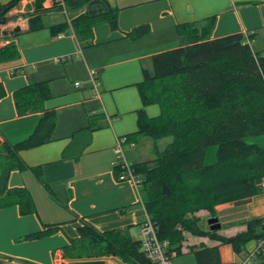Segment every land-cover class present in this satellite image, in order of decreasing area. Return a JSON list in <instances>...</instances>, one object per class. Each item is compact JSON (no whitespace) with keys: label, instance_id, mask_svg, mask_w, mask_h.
<instances>
[{"label":"crops","instance_id":"0c3cea01","mask_svg":"<svg viewBox=\"0 0 264 264\" xmlns=\"http://www.w3.org/2000/svg\"><path fill=\"white\" fill-rule=\"evenodd\" d=\"M7 1L0 0V4ZM108 1L119 8L118 28L113 30L108 23L96 25L87 45L80 44L72 31L52 33L49 26L64 21L46 22L45 18L52 13H63L51 8L53 0L43 3L47 9L42 16L45 27L28 30L34 1L21 0L8 14L14 23L12 28H20L18 35L0 33V46L13 42L19 52L17 58L0 62V83L6 91L0 99V142L24 140L41 117V112L17 114L15 89L47 81L51 97L44 106L56 113L50 140L19 153L27 165H42L44 181L56 199L31 171H10L8 187H26L35 212L22 215L17 205L0 209V264H67L72 259L64 255L63 247L79 236L77 227L82 224L75 216L101 231L129 227L132 236L136 228L138 239L145 211L139 207L138 192L132 181L116 178L115 137L137 130V110L143 108L148 116L157 115L154 105H143L137 84L143 80V68L151 69L152 55L189 43L188 36L177 31V24L213 16L210 38L236 32L252 33L251 48L264 51V45L255 49L252 44L261 35L264 40V0ZM76 14L68 16L71 19ZM140 24L149 25L146 35L136 40L125 36ZM1 26L0 30L4 31ZM88 69L98 72L99 97L92 93ZM87 129L89 140L81 153L75 158L63 159V150L73 141L74 134ZM140 138L128 139L135 145L128 142L126 148L124 145L126 158L136 157L130 164L152 159L135 150ZM215 213L221 224L218 233L233 236L245 230V220L264 217V192L239 202L218 204ZM196 216L198 222L203 217H212L207 210L197 212ZM52 226L55 229L46 235L26 238ZM200 243L218 245L224 263L264 264L251 257L257 245L255 240L236 253L229 244L186 233L183 245L189 248ZM103 259L107 264L117 263L111 256Z\"/></svg>","mask_w":264,"mask_h":264},{"label":"trees","instance_id":"16d2710c","mask_svg":"<svg viewBox=\"0 0 264 264\" xmlns=\"http://www.w3.org/2000/svg\"><path fill=\"white\" fill-rule=\"evenodd\" d=\"M21 0L0 4V20ZM34 11L28 17V30L45 27V0H33ZM70 19L50 25L53 34L72 31L82 45L91 43L93 28L108 23L118 28L119 8L108 0H63ZM51 8L62 11L53 0ZM214 17L197 22L177 24L180 34L188 36L185 46L152 55L151 69L143 68V80L137 88L143 105L157 104L159 114L148 116L137 110V130L127 139L148 136L154 141L171 140L163 150L154 146L155 156L131 164L140 178L139 192L144 209L157 229L160 240L168 242L169 251L181 254L186 233L208 237L229 244L239 253L246 243L264 239V217L247 219L245 230L224 236L218 230L203 229L196 213L207 210L216 216L215 206L239 202L263 192L264 148L246 141L248 136L264 135V51H254L248 39L252 33H231L210 38ZM150 31L148 24L133 27L125 36L136 40ZM19 31L11 33L18 35ZM19 56L13 42L0 46V62ZM6 91L0 83V99ZM51 97L47 81L29 83L13 91L16 112L24 116L41 112L34 131L24 140L0 142V209L17 205L22 215L35 212L30 191L26 187L9 188L10 171L29 170L53 198V190L45 183L42 165L29 166L20 157L22 150L42 145L50 140L56 123L54 110L45 108ZM90 130L74 134L73 141L63 150L62 158H75L88 143ZM81 135L85 139L81 140ZM216 145V161L205 164L209 146ZM115 174L119 167L116 165ZM81 221L79 236L63 247L67 264H107L103 257H113L115 264H155L141 251L140 241L130 234V228L101 231ZM56 227V226H55ZM53 226L26 238H37L54 230ZM195 264H235L221 261L218 245H191ZM264 263V251L255 255Z\"/></svg>","mask_w":264,"mask_h":264},{"label":"built area","instance_id":"2783aa9c","mask_svg":"<svg viewBox=\"0 0 264 264\" xmlns=\"http://www.w3.org/2000/svg\"><path fill=\"white\" fill-rule=\"evenodd\" d=\"M58 4L63 6V12L66 13L64 8L63 0H57ZM69 21V20H68ZM60 37L62 36L59 35ZM88 80L92 89V93L95 97H99V80L98 72L95 69H88ZM76 85L79 82L75 83ZM128 142L125 136H116L114 152L116 153V165L119 167V172L116 176L118 180H131L134 184L137 192L139 203L144 209L143 199L140 195V178L135 174L131 164L128 162L124 153V144ZM133 145V143H131ZM260 187L264 191V178L260 182ZM145 211V209H144ZM138 239L141 245V251L145 256L155 264H173L172 258L175 254L174 251H169L168 242L166 240H160L157 236V229L154 223L151 221L150 217L145 212L144 221L139 226ZM261 251H264V239L257 242L256 248L251 252V257ZM245 264H253L252 261H248Z\"/></svg>","mask_w":264,"mask_h":264},{"label":"rangeland","instance_id":"374dc122","mask_svg":"<svg viewBox=\"0 0 264 264\" xmlns=\"http://www.w3.org/2000/svg\"><path fill=\"white\" fill-rule=\"evenodd\" d=\"M69 14H71V13H69ZM7 16H9V15H7ZM64 19H65V14L59 13V12H54L50 16H47L45 18L47 23H56V22L62 21ZM13 25H14V23H12V21H8L5 24H2L3 30H11ZM262 36L263 35H261V38H256L253 41L252 44H253V47L255 49H260L264 45V40L262 39ZM152 105L155 106L154 108L156 109V113L159 114L160 107L157 104H152ZM140 137L141 138H140V140H138L137 146L135 147V150L140 151L142 153V155H144L146 158H148V157L153 158L155 156V152L153 150L154 144L156 145L157 149L161 151V150H163L165 145L171 140V137H165V138L158 139L155 141L148 136H142L141 135ZM246 141L249 143L258 144L259 146L264 148V135L248 136V137H246ZM128 143H129L128 145H132V144H130V142H128ZM126 145H125V148H126ZM133 145H135V144H133ZM216 149H217L216 145H211L208 147V149L206 151V155H205V160H204L205 164H212L216 161V159H217ZM127 158H128V161H132V160L136 159L135 155H133V157L128 156ZM139 207L142 208L141 204H139ZM207 219H208V217H203V218H201V220H199L198 224L201 228L207 229V226H208ZM223 226H225V224H223ZM132 237L135 239L137 238V229L136 228L132 232ZM183 249L184 250L181 252V254L173 256V258H172L173 264H195V259H194L193 253H191L189 251V248L186 245H183Z\"/></svg>","mask_w":264,"mask_h":264},{"label":"water","instance_id":"95a60500","mask_svg":"<svg viewBox=\"0 0 264 264\" xmlns=\"http://www.w3.org/2000/svg\"><path fill=\"white\" fill-rule=\"evenodd\" d=\"M11 20V18L9 17V16H7V17H5V18H3V19H1L0 20V26L2 25V24H5L6 22H8V21H10ZM19 27L18 26H16L13 30L14 31H19ZM13 30L11 31V32H9L10 34L13 32ZM0 33H3V34H7L8 32L7 31H1L0 30ZM264 55V54H263ZM208 224H209V229L210 230H219L220 229V227H221V224H220V222H219V219H218V217H216V216H212V217H210L209 219H208Z\"/></svg>","mask_w":264,"mask_h":264}]
</instances>
